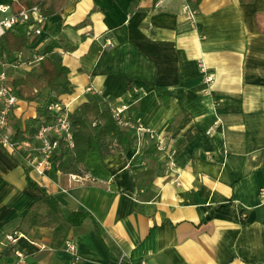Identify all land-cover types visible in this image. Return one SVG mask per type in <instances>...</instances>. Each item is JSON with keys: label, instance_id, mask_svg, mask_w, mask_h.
<instances>
[{"label": "crops", "instance_id": "0c3cea01", "mask_svg": "<svg viewBox=\"0 0 264 264\" xmlns=\"http://www.w3.org/2000/svg\"><path fill=\"white\" fill-rule=\"evenodd\" d=\"M187 3L65 0L20 51L42 54L55 27L76 44L57 54L69 68L71 113L86 101L121 109L164 149L131 128L125 153L89 151L93 181L71 184L58 153L39 174L0 145V264H75L69 240L78 264H264V0H199L188 3L193 17ZM17 67L31 69L7 67L12 79ZM18 104L14 129L35 112ZM51 197L62 219L90 213L61 247L52 227L28 218L46 213ZM12 232L24 236L8 241Z\"/></svg>", "mask_w": 264, "mask_h": 264}, {"label": "trees", "instance_id": "16d2710c", "mask_svg": "<svg viewBox=\"0 0 264 264\" xmlns=\"http://www.w3.org/2000/svg\"><path fill=\"white\" fill-rule=\"evenodd\" d=\"M188 3L199 0H187ZM65 0H13L9 7L12 12L36 6L44 15L51 17L63 10ZM51 38L44 45L43 58L38 64L31 67L25 74L12 79L17 95L27 103H33L34 113L23 116L18 122L14 138L21 140L34 133L37 124L43 118L50 117L48 106L59 103L62 95L73 90L69 78V68L63 63L59 49L72 50L76 44L68 39L58 37V30L50 28ZM36 33H17L6 30L0 37V56L7 62L17 60V52L33 45L37 39ZM15 115V109L13 111ZM74 128L75 146L69 153L63 147L57 154V165L62 174L67 178L71 173L81 174L86 171L84 162L91 150L98 151L100 155L125 153L128 150V135L131 127L122 125L110 108H102L98 101H86L71 113ZM128 122V119H124ZM133 122V121H132ZM88 181L86 183H91ZM49 209L46 213H29L28 218L33 225L49 226L54 229L53 239L57 246L65 243L66 230L71 226L80 225L90 213L83 209L71 210L64 219L62 203L57 197L47 200ZM125 264H129L126 261Z\"/></svg>", "mask_w": 264, "mask_h": 264}, {"label": "built area", "instance_id": "2783aa9c", "mask_svg": "<svg viewBox=\"0 0 264 264\" xmlns=\"http://www.w3.org/2000/svg\"><path fill=\"white\" fill-rule=\"evenodd\" d=\"M184 9L189 17H193L194 10L188 3L184 5ZM47 18L36 6L15 13L10 10L9 5H0V37L8 29L17 33L40 34ZM105 45L112 46V39H106ZM16 55L18 58L14 62H7L4 57L0 56V145L22 159L29 166L34 167L39 174H43L49 165L50 157L59 153L62 147L67 151H73L74 149L75 137L73 123L70 118L71 111L69 105L63 100L59 103L50 104L48 106L50 117L41 119L34 133L21 140L14 138L16 129L13 128V111L20 102V97L17 95L12 84V77L6 69L9 66L21 64H27L32 67L38 64L44 56L43 54H35L24 59L21 52H17ZM202 70L206 72L203 64ZM204 76L207 81L213 79V75L206 74ZM121 113V109L114 110L115 116L122 125H129L131 128H135L140 138L147 135L150 139L156 140V146L159 149H164L162 136L155 130L124 120ZM212 132L213 127L207 129V133L211 134ZM92 178L88 171L81 174H69L71 184L93 181ZM259 194L263 200L264 186L260 188ZM21 236H24L21 232H12L6 235V239L14 242L16 238ZM66 245L69 251L72 252L73 262L78 264L81 259L76 253L74 242L69 240ZM40 247L44 248L46 246L42 244ZM140 264L147 263L141 261Z\"/></svg>", "mask_w": 264, "mask_h": 264}, {"label": "rangeland", "instance_id": "374dc122", "mask_svg": "<svg viewBox=\"0 0 264 264\" xmlns=\"http://www.w3.org/2000/svg\"><path fill=\"white\" fill-rule=\"evenodd\" d=\"M9 70H11V69H9ZM14 71H15V73L13 71H11L10 73L15 74V75H20V73L25 72V70L22 67H19V68L17 67L14 69ZM18 106H19V104H18Z\"/></svg>", "mask_w": 264, "mask_h": 264}]
</instances>
